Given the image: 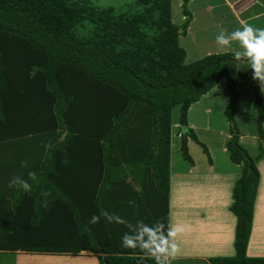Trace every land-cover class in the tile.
Instances as JSON below:
<instances>
[{
	"label": "trees",
	"instance_id": "1",
	"mask_svg": "<svg viewBox=\"0 0 264 264\" xmlns=\"http://www.w3.org/2000/svg\"><path fill=\"white\" fill-rule=\"evenodd\" d=\"M189 2L177 26L172 0H134L125 11L92 0H0V264L9 254L82 252L99 264H155L121 246L126 225L88 221L107 211L132 225L169 223L173 110L181 107L180 151L191 162L189 139L201 143L189 111L221 81L231 123L238 82L254 93L264 138V92L243 62L233 67L227 53L186 65L179 40L192 21ZM260 149L253 159L229 148L243 169L231 206L236 257L210 264H264L248 255ZM29 171L31 191L9 188L12 176Z\"/></svg>",
	"mask_w": 264,
	"mask_h": 264
},
{
	"label": "rangeland",
	"instance_id": "2",
	"mask_svg": "<svg viewBox=\"0 0 264 264\" xmlns=\"http://www.w3.org/2000/svg\"><path fill=\"white\" fill-rule=\"evenodd\" d=\"M94 4L101 7H114L120 10H130V6L133 5L134 0H92ZM188 9L192 15V21L188 28L187 34L180 37L179 43L180 47L186 51V65L198 62L209 55H219L232 53V47H226L223 50L215 43V35L221 30L226 29L231 31L237 27H240V21L234 14L232 8L234 5L239 6L245 3L247 0H189ZM261 5L264 7V0H260ZM183 0H172V18L173 23L177 26H182L185 23L186 18L183 15L182 9ZM243 8V7H242ZM250 9V7H249ZM253 11V10H252ZM247 17L250 14L245 15ZM257 28H264V17H261L258 22H251ZM264 92V83H260ZM237 89L240 94V102L237 107V112L235 113L234 122L231 123L225 116V109L229 102V93L226 87L225 81H221L219 85L213 88L207 95L203 96L201 100L193 105L189 111L188 123L189 128L193 129L198 140L201 144L189 139L188 148L191 162L186 161L180 151L181 138L179 133L180 129V115L181 107L177 106L174 108L172 113V150H171V161L170 169L172 175L175 177V181H172L173 192L175 190L182 191L181 182L184 177H181L179 182L178 177L187 174L189 170H193L199 174H207L210 172H223L228 173L233 176L239 173L238 165L233 163L231 159V152L229 148L231 147L232 141L235 136H238V146L249 154L253 159L256 158L257 154H260V147L263 146L264 150V138L259 137L257 129V112L254 110V93L249 89V87L243 83L238 82ZM245 112V115L243 114ZM191 126V127H190ZM235 132L236 134H233ZM184 133V132H183ZM205 148L208 150L206 151ZM241 167V173H242ZM193 172V173H194ZM194 173V174H196ZM186 178V176H185ZM188 178H193L190 174ZM180 184L176 186L177 184ZM236 185V183H235ZM234 185V187H235ZM234 189V188H233ZM264 191V190H263ZM171 203V217L170 222L175 224L181 220H189L187 216L181 217L180 204L178 208L174 205L175 196L173 194ZM231 211V210H230ZM230 213V212H229ZM232 213V212H231ZM233 214V213H232ZM234 215V214H233ZM235 216V215H234ZM264 219L259 218V223H263ZM235 234H233L232 239H236V229ZM198 236V241L200 235L192 233ZM209 235V234H208ZM253 236V235H252ZM181 242V241H180ZM235 242V241H234ZM233 244L227 242V247H233V249H221L218 254L213 255L211 253L206 258H234L236 257V249ZM252 250L255 251L256 246L254 245V240L251 238ZM177 244V241H176ZM188 244V243H185ZM212 250L216 246L211 245ZM192 245L182 246L177 245V249H183V253L179 254L180 258L189 257L191 261L186 259H177L175 255L170 256V264H206L200 261H196L194 252L196 249L191 248ZM186 250V251H185ZM233 250V254L231 253ZM188 251V252H187ZM264 254V253H263ZM29 255V256H28ZM55 255H36V254H25L17 253L15 256L9 254L5 257L4 263L10 264H99L97 256L92 255L87 252H82L78 255H66L57 256L54 259L48 257ZM264 257V256H262ZM205 258V259H206ZM4 258L1 259V261ZM3 263V264H4Z\"/></svg>",
	"mask_w": 264,
	"mask_h": 264
},
{
	"label": "crops",
	"instance_id": "3",
	"mask_svg": "<svg viewBox=\"0 0 264 264\" xmlns=\"http://www.w3.org/2000/svg\"><path fill=\"white\" fill-rule=\"evenodd\" d=\"M230 8L234 11V14L237 16L238 20L240 21V24L247 23L255 27V25L251 22L255 21L256 23V21L258 22L261 17H264V7L261 5L260 0H247L245 3L240 4L239 6L234 5L233 8L232 5H230ZM247 14H250V16H245ZM243 114L245 115V112H243ZM63 141L59 139V142ZM258 156L259 154L256 155V158ZM257 167L261 173V180L255 203L252 231L253 236L251 235V238H253L254 240L253 243L256 246V249L255 251H253L252 244L251 242H249L248 255L250 257L264 256V220L261 224L258 222L260 217L264 219V160L259 161L257 163ZM238 168L241 170V166H238ZM240 170L238 175L235 174L234 177H228V175L231 174L223 172H210L207 174H199L194 172L193 170H189L186 175L183 174L178 177L179 182L181 181V177H184V180L181 182L183 186L182 191H177L174 188V192L172 181H175V177L171 173L169 222L171 217V195L173 194V196H175L174 205L176 206V208H178V204H180V207L178 208V213L179 209L182 208L181 217L187 216L190 218L189 220H181L180 222L175 223V225L181 228V231L175 238L177 241V245L180 247L181 244L182 246L192 245L191 248L194 249L202 247L203 249H196L193 254L195 255L194 257L201 256V258H196V261L210 264L209 260L211 258L207 260L206 257L211 253H214L213 255L216 256V254H218L222 248L227 250L233 249L232 246L230 248L227 247V242L233 244V242L235 241L234 239H232V237L233 234H235L234 229H236L237 226V218L231 213L230 210L231 206L234 203L233 188L242 174ZM193 172L196 174H194ZM190 174L193 175V178H188L187 180H185ZM178 185L180 184L178 183L176 186ZM192 233L200 235L199 241L198 236H195ZM214 244L216 246L212 250L211 245ZM176 251L177 256L183 253V249H177ZM231 253L233 254V250H231ZM57 256L58 255L51 256L48 258L54 259ZM187 258L188 261H191V258L189 257H177V259L186 260Z\"/></svg>",
	"mask_w": 264,
	"mask_h": 264
},
{
	"label": "clouds",
	"instance_id": "4",
	"mask_svg": "<svg viewBox=\"0 0 264 264\" xmlns=\"http://www.w3.org/2000/svg\"><path fill=\"white\" fill-rule=\"evenodd\" d=\"M215 43L221 50L232 47V66L239 69L241 68L239 64L243 62L246 65L243 68L252 71L253 79L264 83V28L242 23L240 27L231 31L221 29L215 35ZM182 131L186 133L188 129L185 127ZM27 166V160H22L21 167ZM35 178L36 173L32 171L27 173V178L14 175L9 180L8 186L29 192L32 190L29 181ZM41 195L46 197L48 193L42 192ZM101 218L108 223L124 224L128 227L129 231L121 237L122 247L139 249L144 255L153 257L155 264H170V256L177 248L175 238L181 231L179 226L171 222L165 225L163 222L149 224L143 221H137L132 225L122 217L107 211L99 216L93 214L88 222L94 225L99 223Z\"/></svg>",
	"mask_w": 264,
	"mask_h": 264
},
{
	"label": "water",
	"instance_id": "5",
	"mask_svg": "<svg viewBox=\"0 0 264 264\" xmlns=\"http://www.w3.org/2000/svg\"><path fill=\"white\" fill-rule=\"evenodd\" d=\"M179 33H182V30H180ZM65 137H66V134H64V135L60 138V140L63 141ZM237 141H238V136H235L234 139H233V141H232L231 147H230L233 151L240 150V147L238 146ZM241 151H242V150H241ZM249 173H251V169H249Z\"/></svg>",
	"mask_w": 264,
	"mask_h": 264
}]
</instances>
